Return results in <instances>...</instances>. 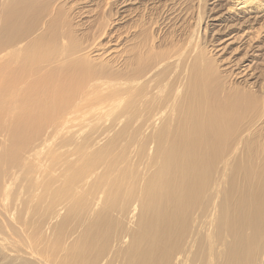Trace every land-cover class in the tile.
Masks as SVG:
<instances>
[{"label":"bare ground","instance_id":"1","mask_svg":"<svg viewBox=\"0 0 264 264\" xmlns=\"http://www.w3.org/2000/svg\"><path fill=\"white\" fill-rule=\"evenodd\" d=\"M93 1L0 0V264H195L210 228L219 246L230 241L226 263H241L264 233V168L245 162L264 119L254 106L264 83L251 88L264 62V0H203L194 29L202 22L214 43L197 54L165 52L168 42L159 51L126 28L149 0H106L97 38L110 33L80 43L98 18ZM119 130L136 139L119 162L129 169H114ZM134 148L153 156L134 162L136 174ZM250 256L243 263L263 264Z\"/></svg>","mask_w":264,"mask_h":264},{"label":"rangeland","instance_id":"2","mask_svg":"<svg viewBox=\"0 0 264 264\" xmlns=\"http://www.w3.org/2000/svg\"><path fill=\"white\" fill-rule=\"evenodd\" d=\"M113 2L115 1V0H112ZM112 1H106V0H94L92 3V5H93V8H96V10L95 11H93V13L95 14V16L97 17L98 16V18L96 19V21H94L93 20V22H92V24L89 26H85L86 28V30H85V33H84V35L82 36H78L79 38H81L80 39V43H86L87 41L88 42H92L94 39H96L97 38V36L99 35L98 33L99 32H101V31H99L98 29L99 28H101V29H103L102 27H104L103 25H105L104 23H106L105 21H106V19H104V16H106V15H108V13L112 10V8H113V3H112ZM199 1H200V3H199ZM148 2H151V0H149V1H147V2H141L139 5H137L136 7H138V9L136 10V14L138 15V17L136 18V20L135 21H133V22H130L128 25H127V29H128V26H129V29H131L132 31H133V33H135L136 35H139V33L140 34H142L143 35V39L146 41V42H148V43H150V42H154V44L155 45H158L159 46V44H160V46H159V51H162L163 50V48H164V46H165V52H167V51H169V50H172V49H175V50H178V49H184L185 51H186V53L187 54H189L190 52H193L194 50H193V47H194V49H195V51L193 52V54H197L198 53V51H199V49L201 48V46H202V44H204L206 47H208L209 49H211V43L213 44L214 42L212 41L213 40V38H212V40H207V34H208V31L206 30V32H205V34H204V36L201 34L202 32H203V28H204V25H203V23L201 22L200 23V27H199V29H198V32H199V36L197 35V30H195L194 29V24L196 23V20H195V14H197V12H199V13H201L200 15H202L203 17H204V15H203V12L204 13H206V12H208L207 10H208V5H207V3H206V5L205 6H203V4H204V1L203 0H152V2L151 3H148ZM155 2V3H154ZM164 2V3H163ZM143 3V4H142ZM148 3V4H147ZM159 3V4H158ZM141 4H142V6H141ZM147 6H146V5ZM158 4V5H157ZM179 4V5H178ZM197 4V5H196ZM149 5V6H148ZM176 5H178V6H176ZM222 7H220V9L221 8H224L225 7V2H223L222 4ZM220 5V6H221ZM151 6V7H150ZM155 6V7H154ZM198 8V11H197V8ZM201 7H203V8H201ZM148 8V9H147ZM154 8V9H153ZM151 9V10H150ZM201 9V10H200ZM209 9H210V7H209ZM181 12V13H180ZM179 13V14H178ZM100 14H101V16H100ZM211 14H208V16H210ZM100 16V17H99ZM102 16H103V19H102ZM184 17H186V19L183 21V23H181V21L183 20V18ZM99 18H101V21L103 20V23L101 24L100 22V19ZM98 19H99V21H98ZM211 19H212V17H210L209 19H207L206 20V22L208 21L209 23L208 24H210L211 23ZM96 22H99L98 23V25H97V23ZM100 24V25H99ZM181 24V25H180ZM180 25V27H178ZM100 26H102V27H100ZM99 27V28H98ZM192 28L194 29L193 31H191L192 30ZM100 29V30H101ZM79 31L81 30L80 28L78 29ZM104 30V29H103ZM140 30H142L141 32H140ZM200 30H201V33H200ZM99 31V32H98ZM110 31H111V29L110 28H106L105 29V32L106 33H110ZM192 33H191V32ZM195 31V32H194ZM81 32V31H80ZM225 32H227V30L226 31H221V34L220 35H216V36H212V37H214V39L216 40V39H219V38H224L225 36L224 35H222V34H225ZM106 33H104V35H103V37H100V38H97L96 39V41L95 42H100L101 40H103V39H105V35H106ZM191 33V34H190ZM234 33V31L233 30H229L228 31V35H231V34H233ZM194 34V35H193ZM226 34V35H227ZM190 35H191V37H196L197 38V41H194V39L196 40V38L194 37V39L193 40H189V38L188 37H190ZM193 35V36H192ZM199 38H198V37ZM191 37H190V39H191ZM210 37V36H209ZM172 38H174V39H172ZM172 39V41H170ZM176 39V40H175ZM199 39V40H198ZM175 40V41H174ZM191 41V42H190ZM212 41V42H211ZM168 42V43H167ZM175 42H177V43H175ZM190 42V43H189ZM206 42V43H205ZM76 43H78L77 42V40L75 39V44ZM165 43H167V45L165 44ZM173 43H175V45H173ZM180 43V44H179ZM189 43V44H188ZM197 43V44H196ZM163 44H165L164 46H163ZM169 44L171 45V46H169ZM189 46H188V45ZM162 45V46H161ZM172 45H173V47H172ZM174 46H175V48H174ZM185 46H188V47H185ZM213 46V45H212ZM163 47V48H162ZM185 47V48H184ZM200 47V48H199ZM167 48H170V49H167ZM172 48V49H171ZM178 48V49H177ZM196 48H199L198 50L196 49ZM161 49V50H160ZM167 50V51H166ZM212 50H213V48H212ZM162 52H164V50L162 51ZM207 52V51H206ZM240 52H242V51H240ZM42 53H44V52H42ZM237 53H238V51H237ZM45 54V53H44ZM41 54L39 53V56H38V58L40 59H43L42 57H43V55L41 56ZM208 56V55H207ZM38 58H36V59H38ZM207 58V57H206ZM253 57H251V59H252ZM36 59L34 60V61H36ZM40 59V60H41ZM39 60V61H40ZM39 61H37L36 63H38ZM35 62H34V65L36 64ZM264 62H262L261 64H258L257 65V68L255 69V72L252 74V75H256V77H258L257 78V80H256V82L253 84V85H251V88L252 89H254V90H258L259 89V86H261V84H262V82L264 83ZM231 81H234L233 79L231 80ZM230 81V82H231ZM251 82H254V81H251ZM263 88H264V85H263ZM264 91V90H263ZM254 98H255V105L254 106H257L256 105V100H257V102L258 103H260V104H258V106H264V101H263V98H264V96H263V93H260V92H257L255 95H254ZM253 98V99H254ZM254 101V100H253ZM261 102H262V105H261ZM262 109V108H261ZM261 109H258V110H260L261 111ZM254 110V109H253ZM258 112V111H257ZM256 112V113H257ZM255 112H253V113H250L249 115H244L243 117H242V119L243 120H245V121H243L241 118H239V119H237V120H235L234 121V124H239V126H238V129L240 128V126L242 125V124H244L246 121H248L247 120V118L249 119H251V116H254L255 114H254ZM246 117V118H245ZM236 119V118H235ZM241 119V120H240ZM240 120V121H239ZM237 121L239 122V123H237ZM240 122H242V123H240ZM244 122V123H243ZM241 124V125H240ZM241 129V128H240ZM38 130V129H37ZM119 133V134H118ZM117 133V136H116V141H115V143H114V145L117 147V148H114L115 146H112V147H110V142L109 141H107L106 142V140L104 141V144L105 143H109L108 145L109 146H106V144L104 145V147H110V149L112 148L113 150H115V149H117V151L115 150V151H113L114 152V154H115V152H119L118 154H122V155H120V158H119V155L118 154H116V155H118L117 157H115L114 155L112 156L111 155V153L109 152V151H111V150H109L108 151V155L110 154L112 157H109L107 160V162H108V165L111 163V161H113V157H115V159H116V162H115V159H114V169L115 168H117L118 167V165H120V163L122 162V160H123V158H124V160H126L125 158L129 155V154H127L126 156H125V150L127 149V145H129V144H131V139L133 138V137H131L130 135L129 136H127L128 134H126L127 132H125L124 130H119V132ZM28 135H32L31 133H28ZM27 135V136H28ZM35 135V134H34ZM30 137V136H29ZM29 137H27V138H29ZM34 137V136H33ZM87 136H85V138H86ZM113 137V136H112ZM122 137H129L128 138V140H130V141H124V140H127V138H122ZM22 138V137H21ZM30 138H32V137H30ZM29 138V139H30ZM36 138V136L33 138V139H35ZM120 138H122V140H120ZM32 139V140H33ZM87 139V141H88V138H86ZM118 139H119V141H118ZM138 140V139H137ZM133 141L134 142H136V139H134L133 138ZM132 141V142H133ZM55 141H53L52 143H54ZM120 142V143H119ZM138 143V142H137ZM112 145V144H111ZM122 146H126V147H124L123 149H121L122 148ZM111 151V152H112ZM127 151H129V150H127ZM135 154H134V159H133V166H131L130 167V171L134 174L135 172H137L136 171V166L135 165H137V164H135L134 165V162H136L137 161V163H140V162H145V161H149V162H152V158H153V156L151 155V154H149V156H148V158H144V156H145V152H144V154L142 153V151H141V153L140 152H138L139 151V149H137V148H134V150H132ZM129 153V152H128ZM107 155V154H106ZM136 155H139V156H136ZM125 156V157H124ZM150 156H152V158L150 159ZM121 157H122V159H121ZM141 158H144V159H142L141 160ZM112 159V160H111ZM146 159V160H145ZM148 159V160H147ZM109 160H110V162H109ZM117 160H118V162H117ZM121 160V161H120ZM145 160V161H144ZM120 162V163H119ZM147 162H146V164H147ZM245 162H246V164L251 168V169H259V168H264V119L262 120V123H260L259 124V127L257 128V130L255 131V134L252 136V137H249V141H248V145H247V148H246V150H245ZM116 163V164H115ZM124 164V163H123ZM123 164L122 165H120L121 166V169H125L126 168V165H127V163H125L124 165V167H123ZM110 166H112V163H111V165ZM127 168H128V165H127ZM126 168V169H127ZM134 168V169H133ZM129 169V168H128ZM103 172V170L101 171V173ZM136 174V173H135ZM263 198H264V189H263ZM200 208H194L193 210H192V214H191V223H189V228H191V232L193 233V232H195V234H197V235H193L192 233V235L190 236L189 235V237H190V240L192 239L191 237L192 236H194V237H196L195 238V243H193L192 245H197V243H196V241L198 240V235H199V240L201 239L202 240V238L201 237H203V235L201 234V233H197V231L195 230V227L197 226V222H198V220H200L201 219V214H202V212L199 210ZM198 211V212H196V211ZM201 213L199 216H197L196 214H198V213ZM198 217V218H197ZM200 217V218H199ZM197 218V219H196ZM196 220V221H195ZM217 230L215 229V228H210V231L208 232V234H207V236H205V238L203 237V239L205 240L203 243L204 244H202L201 245V243H200V250H199V246H196L197 247V250H196V252L199 250V253H200V255H201V257H205V258H201L200 257V255H199V253L198 254H194L193 256H192V252L193 251H195V249L193 250V248L194 247H191L192 248V250H191V248H190V253L188 252V254L190 255H187V258H188V256H189V258L191 257V259L193 260V259H195L194 261L196 262H194L195 264H198L200 261L201 262H205V261H207V260H205L206 258L208 259V261H209V264H217V262L219 263V261L220 262H222V263H224V264H227L226 262H227V254L226 253H228V251H222V249H224L225 247H229L228 245H229V242L230 241H226L227 243V246H226V244H225V246H223V243L224 242H222L221 243V245L219 246V244H217V243H219V241H218V232H216ZM216 232V233H215ZM189 233V232H188ZM187 233V234H188ZM250 233V232H249ZM249 233L247 234V233H245L246 235H249ZM227 237V235H223L222 236V238L223 237ZM262 236H264V233L262 234ZM261 236V239L259 240V241H257V243L256 242H254L255 243V245L254 246H256V247H252V245L251 246H249V248L247 249L248 250V252L244 255V253H245V251H246V249H245V251L243 252V255H242V257H241V259L240 260H242V262L240 263V261H238L237 262V264H245V263H243V260L244 259H248V257L247 256H250L251 255V252H252V258H253V256H254V260H256L255 262H262L263 264H264V247H263V244H264V237H262ZM213 237H215V238H213ZM223 238V241H225L224 239H226V238ZM194 240V238L192 239V241ZM211 240V241H210ZM227 240H229V239H227ZM263 240V244H262V246H261V241ZM192 241H191V243H192ZM259 242H260V247H258L259 246ZM212 243V244H211ZM217 245H216V244ZM203 245H205V246H208V247H211V249L210 248H208L209 250L206 252L205 250L207 249V248H205V250H204V248H202V246ZM215 247L216 248H220V247H222L221 248V250L219 249V250H215L214 251V249H215ZM263 247V248H262ZM226 249V248H225ZM224 249V250H225ZM257 249V250H256ZM259 249H260V251H259ZM262 249H263V251H262ZM226 250H228V249H226ZM250 250H252L251 252H250V255H249V251ZM203 251H205L206 252V254H201V253H205V252H203ZM211 252V254H210V252ZM222 251V252H224L225 253V255L224 254H221L220 252ZM253 251H257L256 253L255 252H253ZM261 251H262V253H261ZM209 252V253H208ZM195 253V252H194ZM215 254V256H213V257H211V259H210V257H208V256H211L212 254ZM260 253V254H259ZM257 254H258V256H257ZM220 255V256H219ZM218 256V257H217ZM200 257V258H199ZM255 257H256V259H255ZM188 258V259H189ZM214 258H216L215 260H213ZM243 258V259H242ZM251 258V256H250V260L252 261V262H254L253 261V259ZM187 259V260H188ZM199 259V260H198ZM201 259H203V260H201ZM258 259V260H257ZM210 260H213V261H211V262H213V263H211L210 262ZM189 261V260H188ZM191 261V260H190ZM199 261V262H198ZM208 261H207V263H208ZM251 261H249V262H251ZM203 262V264H205ZM245 262V261H244ZM248 262V263H249ZM254 262V263H255ZM186 263H187V261H186ZM206 263V264H207ZM247 263V262H246ZM189 264H192L191 262L189 263ZM202 264V263H201ZM219 264H221V263H219ZM250 264V263H249Z\"/></svg>","mask_w":264,"mask_h":264}]
</instances>
